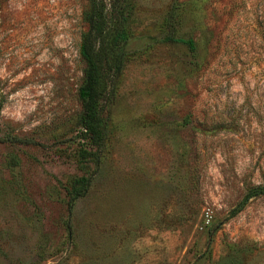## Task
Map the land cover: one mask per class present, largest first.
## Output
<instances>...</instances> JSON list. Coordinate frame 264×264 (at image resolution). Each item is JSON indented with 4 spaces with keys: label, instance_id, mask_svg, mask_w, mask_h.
Wrapping results in <instances>:
<instances>
[{
    "label": "rangeland",
    "instance_id": "obj_1",
    "mask_svg": "<svg viewBox=\"0 0 264 264\" xmlns=\"http://www.w3.org/2000/svg\"><path fill=\"white\" fill-rule=\"evenodd\" d=\"M119 2L123 69L81 140L86 2L0 0V264H264V197L229 213L264 185V0Z\"/></svg>",
    "mask_w": 264,
    "mask_h": 264
},
{
    "label": "trees",
    "instance_id": "obj_2",
    "mask_svg": "<svg viewBox=\"0 0 264 264\" xmlns=\"http://www.w3.org/2000/svg\"><path fill=\"white\" fill-rule=\"evenodd\" d=\"M84 1L86 5L82 9L81 16L87 29L81 34L79 53L85 66L83 79L77 88L81 105L78 117L81 140H84L85 135L86 140L88 135L90 139L96 137L104 98L112 95L118 85L129 40L126 23L131 11L128 4L121 7L119 0ZM164 39L172 38L168 36ZM186 42L192 47L189 39ZM13 143L28 144L29 142L17 139L13 140ZM88 153L84 145L79 150L82 159H86ZM88 187L89 178L85 174L72 178L67 191L70 200L75 201L84 196ZM256 197H264V185L247 188L242 198L230 210V217L237 215L251 199Z\"/></svg>",
    "mask_w": 264,
    "mask_h": 264
}]
</instances>
